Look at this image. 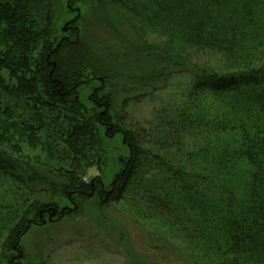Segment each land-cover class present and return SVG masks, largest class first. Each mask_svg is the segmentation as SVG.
Segmentation results:
<instances>
[{"label":"trees","instance_id":"trees-1","mask_svg":"<svg viewBox=\"0 0 264 264\" xmlns=\"http://www.w3.org/2000/svg\"><path fill=\"white\" fill-rule=\"evenodd\" d=\"M54 1L0 0V179L23 192L19 206L29 196H57L76 205L62 213L75 218L92 198L103 208L129 203L142 221L158 220L175 233L167 239L143 225L147 252L127 239L126 264H264V0H89L90 15L114 37L105 22L114 11L138 19L142 32L151 25L174 37L170 48L140 38L129 56L94 52L100 72L80 62L90 39L84 30L79 40H51ZM201 52L220 55L225 69L197 64L192 57ZM134 62L153 68L137 73ZM180 74L190 83L175 111L142 124L130 119L127 105L148 96L130 93L158 92ZM97 77L103 84L91 90L94 107L87 108L78 88ZM19 135L27 144L40 141L62 167L21 157ZM117 135L128 153L118 159L121 171L107 187L85 181L87 169L104 166L103 139ZM237 162L247 174L234 173ZM25 207L6 219L1 247L17 244L29 214L52 213L39 201ZM147 235L156 242L146 246Z\"/></svg>","mask_w":264,"mask_h":264},{"label":"rangeland","instance_id":"rangeland-1","mask_svg":"<svg viewBox=\"0 0 264 264\" xmlns=\"http://www.w3.org/2000/svg\"><path fill=\"white\" fill-rule=\"evenodd\" d=\"M94 7L89 0H55L53 7L51 40L55 42V45L63 39H69V37L68 41H71V39L74 41V38L79 40L83 30L87 36L89 34L90 39H87L85 44L82 45L81 55L79 54L82 59L80 62H83L85 67H94L95 70L100 72L103 66L101 62L97 61L98 56L94 52L99 53L102 51L108 55H117L118 53L123 55L124 51H127L129 56L131 47L141 44L140 38H142V41L145 40L155 46L173 47L171 39L174 37H169L171 38L169 39V32L165 28H155L149 25L147 27L150 28H146L148 30L142 32L140 31L142 28L138 26V19L131 15L129 16L127 13L125 14L126 17H124L123 14L114 13L116 11L111 12V16L106 15V20L104 19L119 35V37H114L112 31L108 32L106 27L100 24L98 14L90 15V10ZM175 43L183 48V45L177 40ZM88 50L93 55H86L85 53ZM174 50H177L176 46ZM137 56L135 54V59ZM192 58L197 64L208 65L217 70L225 69V66L222 67L224 61L220 55L213 53L202 54L201 52L194 53ZM130 59H127V62L131 61ZM109 60L113 61L112 58H109ZM119 62L122 63V61ZM120 63L119 65H121ZM113 65L115 68L123 69L119 65ZM132 67L133 70L141 74L153 68V66L149 65L146 68H141L136 62L130 65V68ZM139 68L142 71H139ZM123 70L128 72L127 67ZM86 72L85 74L90 76V71L86 69ZM93 79L92 81L88 82L87 80L86 83H81L78 88L79 100L87 108L94 107L90 98L91 90L102 87L103 84L101 78ZM189 81V77L185 74L171 75L164 88L158 92L150 93V90H145L130 93V97L137 94L148 96L138 100L136 103H129L125 111L136 124H142L145 121L150 122L158 117L160 119L165 118L184 101V96L189 89ZM108 89L107 86L104 92H107ZM124 97L125 95H121L117 102H120ZM205 101L210 102L209 99H205ZM103 104L105 103L103 102ZM203 105H205L204 101ZM96 110L104 111L101 106ZM230 116L245 117V115L236 114V111L231 112ZM100 132L103 134L101 129ZM20 136L24 137V135H19L17 139L21 147V157H24L29 162L40 163L44 168L54 171L62 167V159L56 158V156H54V159L48 158L40 141L37 145L27 144V138L25 140V138H20ZM232 137L228 136L225 139L226 146L227 140ZM40 140L44 141L43 139ZM103 145L106 155L104 166L100 170H96L94 167L87 169L84 179L92 182L93 179L98 178L103 187H107L110 181L121 171L118 159L126 157L128 153L127 148L123 145L121 136L118 135L110 138L105 137ZM213 146L215 148L217 146V149L219 148L218 143ZM233 168L234 173L239 175L247 174L246 166L242 162H237ZM21 194L23 192L17 186L7 180L0 179L1 238L7 228V220L12 216L15 209L16 212L17 210L22 212V210L26 209L25 205H30L33 201H39L40 203L49 204L52 213H44V215L39 213L38 215L40 216L38 217L29 214L27 218L28 230L19 236L17 244L7 249L1 247L0 244V264H126V247L130 246L129 242L139 254L147 252L143 241L140 240L143 235V232L141 233L143 225L146 231L154 235L162 233L166 235L164 237L167 239L176 238L174 237L175 233L171 232L165 225L163 226L160 221L153 220L149 223L139 219L133 206L129 203L115 204L109 208H103L99 207L96 199L92 198L80 204L81 215L75 218H67L62 216L64 209L76 208V205L68 199H61L57 196H38L36 199L33 196H29L28 202L22 203L23 206H19L18 199L22 197ZM26 196L23 195V197ZM146 239H148L146 246L149 243L152 245L156 242L155 239L151 240L148 235Z\"/></svg>","mask_w":264,"mask_h":264}]
</instances>
